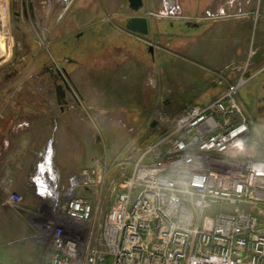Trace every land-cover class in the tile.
<instances>
[{
	"label": "rangeland",
	"instance_id": "374dc122",
	"mask_svg": "<svg viewBox=\"0 0 264 264\" xmlns=\"http://www.w3.org/2000/svg\"><path fill=\"white\" fill-rule=\"evenodd\" d=\"M189 1L198 5L191 8ZM204 1L210 2L143 0L140 15L148 19L150 32L138 37L124 29V18L134 15L127 0H74L63 16L61 0H0L1 134L13 118H38L27 141L42 149L39 169L45 176L49 172L57 186H65L82 168L107 165L103 217L115 196L111 184L120 181L116 164L127 161L123 168L129 173L139 153L172 129L185 105H206L215 99L226 68L234 74L246 68L251 74L264 62L254 52L252 29L237 34L232 27L234 19L250 15L248 0L246 6L243 1L237 6L238 0H217L208 6ZM168 4L174 16L164 15ZM260 4L256 1L252 12L255 19L261 14ZM236 49L243 53L235 55ZM55 68L72 90L63 108L50 77ZM255 84V98L249 99ZM263 87L264 73L240 90L262 157L264 109L257 110L256 102L262 103ZM4 201L0 200V264H48L56 225L48 229L46 239H34L47 215L44 206L25 212Z\"/></svg>",
	"mask_w": 264,
	"mask_h": 264
},
{
	"label": "built area",
	"instance_id": "2783aa9c",
	"mask_svg": "<svg viewBox=\"0 0 264 264\" xmlns=\"http://www.w3.org/2000/svg\"><path fill=\"white\" fill-rule=\"evenodd\" d=\"M73 2L61 0L60 16ZM165 11L174 16L170 4ZM253 77L243 68L213 101L185 105L129 173L127 161L116 164L103 217L107 165L82 168L64 189L41 171L40 240L56 225L48 264H264V157L240 98ZM21 203L13 193L6 201Z\"/></svg>",
	"mask_w": 264,
	"mask_h": 264
},
{
	"label": "crops",
	"instance_id": "0c3cea01",
	"mask_svg": "<svg viewBox=\"0 0 264 264\" xmlns=\"http://www.w3.org/2000/svg\"><path fill=\"white\" fill-rule=\"evenodd\" d=\"M209 1L210 2L204 1L206 6L214 5L217 0ZM242 1L244 2L243 6H246V2L244 0H238L239 4L237 6H240V4L243 3ZM249 1L250 0H248V11L251 12L249 13L250 15H247L246 17L244 16V18L242 19H240V17H237V20H233L232 27L235 29L237 34L240 32V29L246 30L247 33L252 29V32H254L253 35H255V42L253 41L254 52L256 55L264 57V0H261V14L258 15L257 19H255V17H252V12L256 9V1L258 0H251L250 3ZM189 4L191 8H193L192 6H196L197 3L193 4V2L189 1ZM205 5L201 3L200 6ZM252 22L253 26L250 25ZM189 28H191L192 30L197 29L196 26ZM189 52H191L192 54L193 51L190 50ZM240 53L243 52H240L239 49L235 50V55H238ZM185 54L189 53L186 52ZM235 58L236 57L233 58V61L235 60ZM184 60H186V57L184 58ZM256 66H254L255 72L253 71L254 73L250 74L254 75L253 79L250 82L256 81V79L264 73V62ZM225 70L226 72H222L220 74L221 81L218 83L220 87L215 97L219 96L228 84L235 82L239 74H234L233 71L230 72L228 68H226ZM213 86H215V84ZM256 87L257 86L255 84L252 93H250L249 99L254 100V90ZM213 100L214 99H212L211 101ZM40 117L41 118L39 119L42 120V115H40ZM37 119L38 118L31 117H16V119L13 118L12 120H9V126H5V129H7L5 133L1 134L0 131V200L6 201L12 193L18 194L22 197V203L18 207H20V209H26H23L25 212H29L30 208H32L33 210H38L41 206H44V204H42V198H40L39 195L35 193V184L38 181L41 172L39 167L42 164L41 162L38 163L39 160L37 159L38 157H40L39 154L42 149H40L39 146L36 148V145L30 140L27 141V136L29 133H31L33 124ZM46 122V119L43 117V125H45ZM47 173L50 177H52L49 172ZM71 176L67 178L65 186L62 187L58 185V188L64 189L67 186L69 178ZM52 178L54 179L55 183H57L56 179L54 177ZM36 237H38V235L34 238L35 240H38Z\"/></svg>",
	"mask_w": 264,
	"mask_h": 264
},
{
	"label": "water",
	"instance_id": "95a60500",
	"mask_svg": "<svg viewBox=\"0 0 264 264\" xmlns=\"http://www.w3.org/2000/svg\"><path fill=\"white\" fill-rule=\"evenodd\" d=\"M29 7L32 10L31 3H29ZM128 7L134 15L125 20V31L133 36H148L150 32V23L146 17L140 15L141 11L143 10V0H128ZM149 51L152 52L151 49ZM56 95H61V97H64L62 86H56ZM153 126L154 123L152 124V127Z\"/></svg>",
	"mask_w": 264,
	"mask_h": 264
},
{
	"label": "flooded vegetation",
	"instance_id": "af4514ba",
	"mask_svg": "<svg viewBox=\"0 0 264 264\" xmlns=\"http://www.w3.org/2000/svg\"><path fill=\"white\" fill-rule=\"evenodd\" d=\"M29 9H30V7H29ZM31 11L32 10L30 9V12ZM125 20L126 19H124V22H125ZM62 71L65 72L63 69H62ZM51 72L52 73H51L50 77L53 79V86H54V90H55V96H56L58 104L62 106L63 104H66V98H67V96L69 94L72 93V90H71V87H70L69 83H67V81H65V79L63 78L62 72H61V70L59 68H55V69L51 70ZM59 81L61 83H58ZM56 86H62V89L64 91V97H61V95L60 96L56 95ZM263 89H264V87H263ZM256 103H257V105H256L257 106V110L261 111V109H264V98L262 100V103H261L260 100H257ZM260 103H261V105H260ZM61 108H63V106Z\"/></svg>",
	"mask_w": 264,
	"mask_h": 264
}]
</instances>
